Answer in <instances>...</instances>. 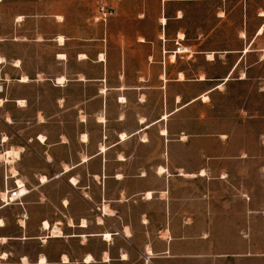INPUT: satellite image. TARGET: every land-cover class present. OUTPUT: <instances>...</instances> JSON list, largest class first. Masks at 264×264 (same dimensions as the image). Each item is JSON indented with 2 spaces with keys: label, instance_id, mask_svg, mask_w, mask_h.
<instances>
[{
  "label": "crops",
  "instance_id": "0c3cea01",
  "mask_svg": "<svg viewBox=\"0 0 264 264\" xmlns=\"http://www.w3.org/2000/svg\"><path fill=\"white\" fill-rule=\"evenodd\" d=\"M115 1L94 29L55 14L31 26L28 14L10 26L0 19V43L50 51L35 66L25 51L0 52V153L19 150L12 162L0 157V196L15 180L26 190L0 203V264H218L251 255L254 222L264 220L263 158L232 152L234 130L182 119L235 63L212 85L176 67L190 53L188 5L246 0ZM189 85L199 88L191 97Z\"/></svg>",
  "mask_w": 264,
  "mask_h": 264
},
{
  "label": "rangeland",
  "instance_id": "374dc122",
  "mask_svg": "<svg viewBox=\"0 0 264 264\" xmlns=\"http://www.w3.org/2000/svg\"><path fill=\"white\" fill-rule=\"evenodd\" d=\"M99 1L0 0V19L2 26H10L13 18L28 14L33 20L29 24L31 26L36 24L40 15L52 17L55 14L57 19L65 18L73 26L76 21H84L94 29L104 23H94L93 19ZM103 1L117 10L115 0ZM185 10L183 27L186 29V40L183 45L190 47V53L178 57L176 67L187 70L190 82L196 76H204L207 79L213 78L208 82V85H212L235 64L223 78L222 83H225L221 86L218 84L220 87L212 91L209 98L206 95V103L198 101L192 105L187 115L183 116V121L186 120L192 127L199 125L206 130H234V147L231 151L237 152L246 147L254 158L261 157L264 161V30L260 35L254 34L264 20V15H259L260 12L264 13V0H246V4L207 1L199 5H188ZM50 24V21H45L42 27L48 28ZM241 31L246 32L245 37H241ZM245 47L248 48L247 52H244ZM23 51L26 52V63L29 66H35L38 61L43 65L50 62L49 49H38L35 43H0V52L7 54L8 58ZM211 53L212 58L209 59L208 54ZM225 78L228 80L224 81ZM198 90L189 85L188 96H193ZM202 114L203 122L197 119ZM256 166L254 164V175ZM253 240L251 255L237 257L232 261H219L218 264H264V220L254 222Z\"/></svg>",
  "mask_w": 264,
  "mask_h": 264
},
{
  "label": "bare ground",
  "instance_id": "6f19581e",
  "mask_svg": "<svg viewBox=\"0 0 264 264\" xmlns=\"http://www.w3.org/2000/svg\"><path fill=\"white\" fill-rule=\"evenodd\" d=\"M260 15H264V13L263 12H260ZM161 22H165V19L164 18H161V20H160ZM263 28H264V23L259 27V29H258V33L257 34H261L262 32H263ZM245 36V34H244V32H241V37H244ZM179 37L180 38H182L183 37V35L182 34H180L179 35ZM63 39H62V37H59V41L61 42ZM188 51V48L187 47H185V46H180V47H178L177 48V51L176 52H179V53H183V52H187ZM248 51V48L247 47H245V49H244V52H247ZM176 52H174V53H176ZM174 57H175V54H173L172 56H171V58H172V60L174 59ZM208 57H209V59H211L212 58V54H208ZM179 78L180 79H182L183 78V76H182V74L180 73L179 74ZM21 79V78H20ZM63 79L64 78H58V81H63ZM199 79L200 80H202V79H204L203 78V76H200L199 77ZM22 80H26V76L24 77H22ZM226 80H228V78H225V80L224 81H226ZM65 81V80H64ZM217 86H219V85H217ZM201 98L203 99V100H206V95L204 94V95H201ZM21 101V100H20ZM0 103H1V101H0ZM165 117V116H164ZM166 120V119H165ZM162 133L164 134L165 133V130H162ZM121 137L123 138L124 137V134L123 135H121ZM39 138H41V139H43L42 137H41V135H40V137ZM38 138V139H39ZM5 139V138H4ZM100 148H103L102 146L100 147ZM104 149V148H103ZM102 149V150H103ZM1 156L3 157V159H5L6 161H8V162H12L15 158H17L18 156H19V150H17V149H15V150H13V149H11V150H7V151H3L2 153H1ZM84 158H86V157H84ZM87 159V158H86ZM83 160V159H82ZM161 168V167H160ZM159 168V169H160ZM65 169L67 170V166H65ZM161 170H163V169H161ZM12 174H13V176H15L16 175V171L14 170V171H12L11 172ZM224 176V175H223ZM45 177L44 176H41V181L42 182H44L45 181ZM74 181H75V179H74ZM46 182V181H45ZM44 182V183H45ZM73 182V181H72ZM17 183L19 184V186H20V188H19V192H20V194H26V190H25V187L23 186V184H22V181L21 180H17ZM73 183H75V182H73ZM2 196H4V191L2 192ZM149 197V196H148ZM1 222L2 221H0V224H1ZM82 222H84V221H82ZM85 223V222H84ZM45 225H47V226H45ZM44 226L45 227H48V224H47V222H45L44 223ZM57 228V227H56ZM53 230V229H52ZM57 231H59V230H57ZM52 233V235L53 234H55V233H58V232H55V231H52L51 232ZM56 235V234H55ZM58 235H60V234H58ZM105 237H107V238H109V235L108 234H105ZM106 239V238H105ZM4 240V239H3ZM150 252V251H149ZM3 256H4V254H3ZM88 259V258H87ZM89 260H90V258H89Z\"/></svg>",
  "mask_w": 264,
  "mask_h": 264
},
{
  "label": "built area",
  "instance_id": "2783aa9c",
  "mask_svg": "<svg viewBox=\"0 0 264 264\" xmlns=\"http://www.w3.org/2000/svg\"><path fill=\"white\" fill-rule=\"evenodd\" d=\"M114 13V9L107 5L106 2L103 0H100L96 6V20H100L102 22H106L109 17ZM15 186L13 189L10 190H4V196H0V203L1 206H6L9 204H12L16 201H18L23 194H20L19 192V184L17 183V180L14 182Z\"/></svg>",
  "mask_w": 264,
  "mask_h": 264
},
{
  "label": "snow or ice",
  "instance_id": "6c2138e0",
  "mask_svg": "<svg viewBox=\"0 0 264 264\" xmlns=\"http://www.w3.org/2000/svg\"><path fill=\"white\" fill-rule=\"evenodd\" d=\"M163 171V170H162ZM201 174H203V173H201ZM45 226H47V225H45ZM107 238V237H106Z\"/></svg>",
  "mask_w": 264,
  "mask_h": 264
}]
</instances>
